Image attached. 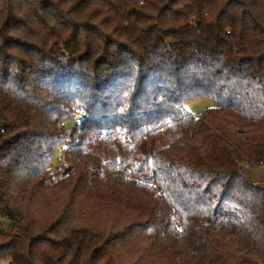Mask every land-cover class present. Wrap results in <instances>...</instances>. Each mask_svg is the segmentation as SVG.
<instances>
[{
  "label": "trees",
  "instance_id": "obj_1",
  "mask_svg": "<svg viewBox=\"0 0 264 264\" xmlns=\"http://www.w3.org/2000/svg\"><path fill=\"white\" fill-rule=\"evenodd\" d=\"M258 166L264 0H0V264H264Z\"/></svg>",
  "mask_w": 264,
  "mask_h": 264
},
{
  "label": "rangeland",
  "instance_id": "obj_2",
  "mask_svg": "<svg viewBox=\"0 0 264 264\" xmlns=\"http://www.w3.org/2000/svg\"><path fill=\"white\" fill-rule=\"evenodd\" d=\"M213 106H215V102L212 99L202 97V98H196V99L189 101L186 104L185 109L190 114L194 116H198L201 114L202 111L208 108H211ZM74 126L75 125L72 119L64 123L63 127L68 137L69 135L71 136L73 135V133H75L76 129L73 132H70V129H72V127ZM55 160H56L55 162L57 163L63 162L64 164V162H66L65 152L62 147L57 151ZM251 176L255 182H258L264 186V167L258 166L252 169ZM0 222L5 229L7 230L10 229L11 222L8 219L0 217ZM3 264H10V261L9 260L4 261Z\"/></svg>",
  "mask_w": 264,
  "mask_h": 264
},
{
  "label": "built area",
  "instance_id": "obj_3",
  "mask_svg": "<svg viewBox=\"0 0 264 264\" xmlns=\"http://www.w3.org/2000/svg\"><path fill=\"white\" fill-rule=\"evenodd\" d=\"M87 117H88L87 113L83 111L81 108L73 107L72 120L75 126L72 127V129H70V132H73L77 128L78 125H80L83 121H85ZM64 166L68 167V163L64 162Z\"/></svg>",
  "mask_w": 264,
  "mask_h": 264
},
{
  "label": "water",
  "instance_id": "obj_4",
  "mask_svg": "<svg viewBox=\"0 0 264 264\" xmlns=\"http://www.w3.org/2000/svg\"><path fill=\"white\" fill-rule=\"evenodd\" d=\"M72 171V167H67L66 169H65V171H64V174H67V173H69V172H71Z\"/></svg>",
  "mask_w": 264,
  "mask_h": 264
}]
</instances>
